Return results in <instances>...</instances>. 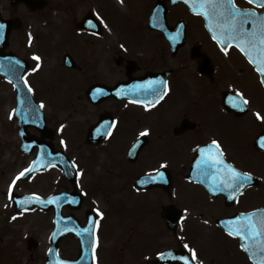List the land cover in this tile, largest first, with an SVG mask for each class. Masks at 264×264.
Returning <instances> with one entry per match:
<instances>
[{
	"label": "flooded vegetation",
	"instance_id": "af4514ba",
	"mask_svg": "<svg viewBox=\"0 0 264 264\" xmlns=\"http://www.w3.org/2000/svg\"><path fill=\"white\" fill-rule=\"evenodd\" d=\"M49 1L0 0V88L8 91L5 96L0 94V162L2 151L8 148L15 158V151L20 158L31 156L39 149L33 143L64 152L71 146L78 151L88 149L93 165L109 153V164L100 174L84 172L85 164L81 167L74 162V184L64 176L71 190L57 191L77 190L81 202L74 204L79 207H65L63 213L70 210L68 214L73 213L81 227L88 224L89 213L94 217V264L102 241L122 245L121 258L114 264H183L172 258L159 262L158 253L176 251L190 258L184 244L190 249L199 245L201 258L211 264H256L260 254L254 256L251 251L252 259L240 238L229 235L225 225L237 217L244 220L247 214L264 213V148L259 144L264 137V82L248 54L237 42L227 51L220 48L206 29V17L183 1L126 0L128 6L122 5L125 13L120 18L101 21L98 9L80 20L71 17L64 25L56 24L54 15L47 13ZM232 4L264 17V7L256 3L232 0ZM132 8L137 10V19L130 15ZM44 20L52 28L46 37L38 26L33 31L32 24ZM71 21L80 34L87 35L83 40L90 42L88 59L59 52L67 45L64 33ZM113 26L117 27L115 42ZM244 27L251 31V22ZM45 38L53 50L45 49ZM33 41L39 42L35 54L30 52ZM52 60L57 68L43 75L40 66ZM148 81L159 82L153 85L158 95L135 87ZM118 91L123 94L117 95ZM85 112L91 116L82 124L88 127L86 133H75L77 123H70L72 130L65 135L64 128L59 130V114L69 119ZM105 122L111 127L106 133L98 132ZM116 132L124 138L119 154L112 152L115 142L111 138ZM79 137H86L83 145ZM213 140L219 154L213 148L210 156L252 177L238 191H213L211 177L199 175L198 147L210 146ZM32 148V152L23 151ZM1 164L3 184L15 166L2 168ZM30 164L25 163L6 183L12 204L13 195L32 194L16 190L17 183L31 177L19 176ZM161 164L166 167L160 168ZM156 169L164 173L163 181L138 182L146 174L156 176ZM83 173L89 175L88 188L81 184ZM208 230L216 232L217 245L202 249ZM69 236L79 255L80 242L74 235L62 239L60 250ZM37 248L30 251L31 257ZM102 251L104 258H112ZM194 263L198 264L197 259Z\"/></svg>",
	"mask_w": 264,
	"mask_h": 264
},
{
	"label": "rangeland",
	"instance_id": "374dc122",
	"mask_svg": "<svg viewBox=\"0 0 264 264\" xmlns=\"http://www.w3.org/2000/svg\"><path fill=\"white\" fill-rule=\"evenodd\" d=\"M117 1L118 3L116 0H50L49 4L51 5V10L47 13H51V15L53 14L54 22L59 25H64L68 20L71 19V17H77L80 20L84 15H86V13L90 11H96L98 9H101L98 14V18L101 21L106 20V17L116 19L121 17L120 14L125 13L123 6L126 8L128 6L126 0ZM62 3L63 5L61 6ZM130 15L132 18L137 19V10L132 8L130 10ZM32 24L34 25L33 31H35L36 26H38L43 36L51 34L50 31H52V28L45 24V20L43 24H37L34 21H32ZM112 30L114 31V34L112 35V42H115L117 27L113 26ZM86 38V33L81 32L80 34L76 29L75 21H71L70 25H67L66 32L64 33V39L65 42H67V45L65 46V50H60L59 52L63 51V54L64 52H68L77 59H88L91 46L90 42H84L83 39ZM62 39V34L56 38V40H58L57 45L61 44L60 41ZM33 42L34 43L33 46L31 45L30 52L35 54L39 51L37 50L39 42ZM55 44L56 42H54V45ZM44 47L47 51L53 50L49 38H45ZM46 65L49 68H47ZM46 65L40 66L43 75H49L52 73L54 68H57V64L54 60H52V62L46 63ZM7 92V89L0 88L1 95L5 96L7 95ZM58 118V121L62 123V125L59 126V130L61 131V129L64 128L65 135L67 130H72L70 123H77L81 125L73 126L75 133H77L78 130L86 133L88 127L82 124H85L87 120L91 118V116L88 112H85L83 115L75 114L69 119L64 117L62 114H59ZM3 137H5V134ZM85 140L86 137H79L78 139L80 145H83ZM111 140L112 142H115V147L112 149V152L119 154L120 148L124 142V138L120 133L118 134L116 132L112 136ZM66 151H68L67 154L73 162H77V164L81 167H83L85 164V171L82 169L84 172L90 170L89 172L94 171L95 173L100 174L104 166H108L109 163L107 160L111 158L109 153L105 152V157L103 159H96L94 162L95 164L93 165V162L90 161L91 157L89 156L90 151L88 149H82L78 151L76 148L71 146L68 150H65V152ZM35 153L36 152H34L31 156L20 158V152L15 151V158L13 151L10 152V149L8 148L7 150H3L1 154V156H4L3 161L0 162L2 163V168L10 165L15 167L11 174L6 177L5 183L2 184V181L0 182V264H43L45 261L46 251L49 247V236L53 229V211L46 213L37 209H32L26 212L17 213L6 189V185L12 176L18 172L25 165V163H28V161L32 162L35 157ZM117 160H119V157ZM88 177L89 175L86 173L80 175L81 184L84 188H88ZM65 187H68V189L71 190V185L66 182V179L64 178L59 167H54L43 173L33 175L29 177L28 180L16 184L17 192L24 191L25 193L37 194L40 196H48L49 194L57 192L58 190ZM111 198H114V195H112ZM87 203L90 204L89 199ZM69 212L70 210L65 209L64 214H68ZM13 217H15V219H13ZM30 238H34L39 244L37 252L33 257H31L30 251L27 248V242ZM216 242V232H207L206 237L204 238L203 242H201L202 249L204 245L210 248H215L217 245ZM99 246L101 248H97L95 264H109V261L113 262L114 264L116 260L121 258L120 249L122 245L119 242L109 244V242L102 241L100 242ZM102 250H105L107 258H112H104L102 256L104 253ZM192 250H194L196 254L198 264H211V261L207 262L201 258L202 250L199 245H195ZM60 252L63 257L70 259L75 258L78 255L76 243L71 236L65 238L61 245Z\"/></svg>",
	"mask_w": 264,
	"mask_h": 264
},
{
	"label": "snow or ice",
	"instance_id": "6c2138e0",
	"mask_svg": "<svg viewBox=\"0 0 264 264\" xmlns=\"http://www.w3.org/2000/svg\"><path fill=\"white\" fill-rule=\"evenodd\" d=\"M187 2V0H186ZM193 11L202 13L209 20L216 18L224 21L223 24H218L216 27L221 29V35L218 37L215 34L213 39H218L225 43L230 41H237L236 46L242 51L246 52L252 62L258 66V71L264 74V17L257 16L254 11L241 10L232 4V0H192ZM248 2L256 3L257 6L264 7V0H248ZM251 22V31L245 29L244 25ZM92 22L89 21V24ZM212 28V24H209ZM3 25L0 24V29ZM227 51V48H225ZM256 53V55H253ZM39 60V57H35ZM39 67V65H37ZM159 82L148 81L143 85H137L136 88H144L146 90H151L154 95H158L153 85ZM29 91L31 89L29 88ZM97 93L102 94L101 89L96 90ZM123 93L117 92V95H122ZM247 103V101H243ZM238 107L239 105H233ZM43 107V104H41ZM258 119H261L259 113L256 114ZM111 127L107 122H105L101 128L97 131L101 132ZM146 133H141L145 135ZM259 144L264 148V137H261ZM135 147V146H134ZM215 148L217 154H219V145L215 140L212 144L207 147L199 148L198 151L201 153V159L197 161V168L199 170V175L211 177L210 188L213 191H229L235 192L242 188L246 183H248L252 177L248 173L237 172L234 168L226 165L222 159H217L215 156H210L212 149ZM131 154V153H130ZM35 163V162H34ZM166 165L161 164L160 168H165ZM215 169V171H213ZM31 168L25 169L19 173V176H24L25 173L30 172ZM157 175H147L146 179L138 181L140 184H146L149 182L156 181L157 179L163 181L164 173L159 169L155 170ZM19 178V177H18ZM14 183V182H13ZM229 199L232 198L229 194ZM51 202V201H49ZM44 203V201H41ZM260 210H257L259 213ZM100 215H103L100 213ZM255 217V218H254ZM15 219V217H13ZM92 223V221H90ZM225 225L229 229V235L238 236L242 240H251L252 244L248 246L249 251H253V255L260 254L259 264H264V213L257 215L256 213L247 214L244 220L237 217L235 220L225 221ZM84 232H88L89 229H84ZM242 248L245 245H241ZM183 248L188 249L191 253V257L180 255L173 256L172 259L176 261H183V264H191V261L196 260V254L194 250L190 249L187 244L183 245ZM255 249V250H254ZM51 251V250H50ZM163 253H158V256H163Z\"/></svg>",
	"mask_w": 264,
	"mask_h": 264
},
{
	"label": "water",
	"instance_id": "95a60500",
	"mask_svg": "<svg viewBox=\"0 0 264 264\" xmlns=\"http://www.w3.org/2000/svg\"><path fill=\"white\" fill-rule=\"evenodd\" d=\"M192 6V5H191ZM212 24V28L209 27V24ZM220 24V22L208 20L206 25L213 36L221 35V29L216 26ZM223 24V23H221ZM221 45H229L232 44L233 41L223 42L216 39ZM35 144H32L34 147ZM39 151L37 157L31 165V171L25 173L23 177H27L30 174L35 172L50 168L54 165H59L65 174V176L71 181L75 182L76 171L74 169L73 164L68 160L64 153L54 152L50 147H46L45 145H39ZM32 149H26V152L32 151ZM24 151V150H23ZM77 192L74 191L72 194H54L47 198H41L38 196H15L13 197V202L16 205L17 210H25L29 207H37L43 210H55V219L54 224L55 228L51 235V247L48 251V256L45 264H93V252H94V227L95 220L94 217L90 218L88 215V224L86 227H81L79 221L73 216L70 215L68 217H64L62 215L63 207L69 206L72 209L79 207V204H74L77 200L79 203L81 202V198L76 195ZM44 201V203H41ZM51 201V202H49ZM92 221V223H90ZM89 229L88 232H84V229ZM74 234L77 238L80 239V256L76 260H68L65 258L59 257V244L62 238L68 234ZM241 242L245 245L244 249L247 253L250 254L248 250V246L250 245L247 240H242ZM51 250V251H50ZM179 253H167L161 256V260H166L172 258L173 256H178ZM159 261V262H162ZM168 262V260H166ZM176 261V260H175ZM256 261V260H255ZM258 262V261H257ZM181 263H183L181 261ZM191 264H194L191 261Z\"/></svg>",
	"mask_w": 264,
	"mask_h": 264
}]
</instances>
